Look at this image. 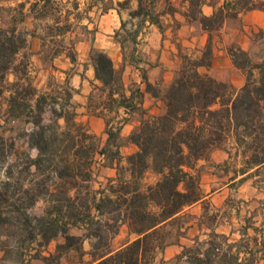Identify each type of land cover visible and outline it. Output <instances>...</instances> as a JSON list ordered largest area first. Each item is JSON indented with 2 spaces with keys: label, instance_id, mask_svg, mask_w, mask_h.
<instances>
[{
  "label": "trees",
  "instance_id": "16d2710c",
  "mask_svg": "<svg viewBox=\"0 0 264 264\" xmlns=\"http://www.w3.org/2000/svg\"><path fill=\"white\" fill-rule=\"evenodd\" d=\"M50 1L33 0L31 9L45 8ZM181 1L187 4L186 19L197 20L207 31L220 28L227 16H235L246 8L264 11V2L248 6L251 0H230L205 15L201 6L206 0ZM128 2H117V6ZM155 3L156 0H138L137 8L129 12L131 18H142L136 24L134 37L144 19L160 28L159 14L153 10ZM20 5L24 6V2ZM17 23L0 26V95L5 90L3 87H8L9 92L5 119H22L32 124V128L23 133L28 146L37 149L36 157L29 159L28 164L38 169L45 163L50 169L49 176L60 179L55 191L61 192L62 197L56 196L48 210L54 216L39 217L36 221L38 234L46 241L57 235L63 237V242H58L52 252L40 254L37 250L34 256L30 254L20 259L21 264H29L32 257L39 258L41 264H60L63 254L71 249L80 250L84 239L90 240L87 264H152L166 245L174 243L166 240L170 227L177 224L186 208L205 200L200 171L196 169L198 160L207 158L215 148H224L231 138L242 165L230 180L241 175L237 180L240 183L264 171V62L253 61L239 46L229 47L232 64L245 74L243 85L235 89L199 70L210 67L212 62L211 41L208 40L200 56H183L169 84L160 87L145 80V90L160 99L165 109L159 114L142 116L128 136L137 150L125 157L127 165L121 166L105 186L92 188L95 156L113 158L118 155L120 128L127 121L128 113L137 108L135 97H140L141 92L137 88L126 95L121 71L114 67L111 57L91 48L89 60L100 84L95 86L97 96L94 91L89 94L87 109L104 119L107 134L106 143L98 146L93 141L94 136L87 134L76 121L79 104L72 101L70 88L60 96H49L24 81L26 70L23 76L14 71L15 78L4 84L8 86L1 84L5 83L9 70L21 64L16 62V55L26 46L27 32L19 29ZM124 27L125 21H121L120 29ZM119 35L118 30L115 37L124 47ZM129 57L136 62L132 55ZM141 73L146 79L144 71ZM46 107L51 112L50 122L43 120ZM60 118L64 126L59 124ZM4 152L0 143V163L6 156ZM6 173L8 176L0 187L3 190L0 192V226L11 219L28 222L26 211L30 206L27 204H33L36 196L28 190L24 197L8 194L19 180L13 177L12 164ZM147 174L154 180L143 182ZM56 192H51L52 196ZM253 216L251 213L240 225V237L230 241L228 234L210 225L216 221L217 214L209 215L205 220L209 228L206 237H196L192 245L182 246L176 258L183 259L185 264H264V225H255ZM122 224L127 226L133 239L123 246L113 247L111 239ZM71 227L85 232L74 235ZM182 234L179 228L177 237ZM1 248L0 257H3L5 248Z\"/></svg>",
  "mask_w": 264,
  "mask_h": 264
},
{
  "label": "rangeland",
  "instance_id": "374dc122",
  "mask_svg": "<svg viewBox=\"0 0 264 264\" xmlns=\"http://www.w3.org/2000/svg\"><path fill=\"white\" fill-rule=\"evenodd\" d=\"M206 1L209 4L215 5V9H217L222 6L223 2L230 0ZM21 2H24V6L20 5ZM28 2V0H0V26H7L18 21L17 27L27 32L26 46L16 55V62H21L22 65L13 66L6 75L5 83L1 84L8 86L4 84L11 82L15 78L14 71H16L18 76H23V71L26 70L25 82L31 83L38 90L48 93L49 96H60L66 92L67 88H70L68 86V79L73 73L86 74L90 61L82 60V55L76 54L75 43L84 38V36L93 35L95 30L94 25L88 28L87 25L82 23L86 13L81 0L74 2L51 0L45 8L37 10H32L31 2ZM262 2L264 0H251L248 6L251 4L260 5ZM78 3L80 4L79 6L77 5ZM126 7L127 4L119 6V9L122 10V16L125 18V27L124 29L118 28L120 32L118 37L124 40V52L127 56L132 55L136 61L135 63L141 66L140 73L142 71L145 72L146 65L143 62L148 57L146 41L142 39L143 35L139 38H136L138 34L135 37L133 36L136 25L134 26V21L126 19ZM156 7L158 9L162 8ZM240 7L238 6V8ZM29 8L35 13L34 21L32 27L25 29L20 26V23L29 15L27 12ZM164 8L168 11L176 10L184 16L187 4L180 0L176 6L167 5ZM259 15H264V11L257 8H246L235 16H227L220 28H215L211 31L202 29L197 20H187L185 16L184 22L176 19L167 21L159 18L160 30L169 36L176 50V58L168 54L165 65L166 70L172 71L174 77L175 71L179 69L182 63L183 56H200L208 40L211 41L212 48L216 47L228 52L229 47L239 46L248 52L253 61L264 62V27L258 24V22L264 24V18ZM21 17L23 19L20 21ZM182 23H185L187 26L180 31ZM141 29L140 27L139 30ZM33 33L40 37L42 44L38 60L34 59L32 53L28 50V37ZM70 56H74L73 59ZM71 61L73 62L72 65L69 64ZM203 68L206 67H200L199 70L205 72ZM118 70L123 74L121 68H118ZM217 71L219 74L231 76L235 79L237 76H241L242 80L245 81V74L240 70L235 71L233 66L230 70H227L220 62ZM38 75H40V79L43 81L41 87H38L34 83ZM229 84L235 89L239 88L232 83ZM155 85L160 87L165 86L161 81L155 83ZM95 86H92L91 92L94 91V94L97 96L98 91ZM3 89L5 90L0 95V138L2 139L0 143L5 148L4 153L6 156L1 158L2 161L0 163V187L8 176L6 173L8 166L12 164L13 177L18 178L19 182L15 187L14 185L10 187L8 194L14 193L16 198L24 197L26 196L25 190H28L29 194L36 196L31 205L27 204V200L25 201L27 206H30L26 211L29 218L28 222H24L22 219H11L8 223L0 226V256L3 254L1 247L5 248V255L0 257V264H21L20 259L24 260L23 258H28L30 254L34 256L33 254L37 250L40 254H47L54 250L58 242H63L61 235H57L49 241L42 238L38 234L39 227L36 221L39 217L49 218L54 216L48 210L53 204V199L56 196L62 197V193L55 191L56 182H60V179H54L49 176L48 172L50 169L45 163H42L38 169L34 165L28 164L29 159L35 158L37 155V149L29 147L26 135H23V133L28 132L32 128V124L23 122L22 119H5L7 116L5 112L6 100L9 92L7 90L8 87H3ZM122 112L120 111V114ZM88 113L92 114L89 110ZM43 120L44 122H50L51 120V112L48 107L44 111ZM76 121L83 126L87 134L94 136V143L101 146V137L91 133L88 125L83 121H78L77 119ZM59 124L64 126L63 119L61 122L59 121ZM215 149H221L227 153L229 151L228 158L223 162L215 163L209 154L207 158L200 159L196 163V169L200 171V183L205 200L186 208L185 214L177 224L170 227L166 240L174 243L166 245L152 264H185L184 260L177 259L176 255L180 252L182 246L192 245L196 237L199 239L206 237L209 228L205 220L211 214H217L216 221L210 224L212 228L218 232L228 234L230 241H235L240 237L238 229L243 224L244 219L248 218L251 213H254L252 220L255 222V225H264V203H259L260 200L264 201V181L262 180L264 179V171L260 176L250 177L240 183L237 180L241 176L231 181L230 177L236 175V170L242 165L241 157L235 154L232 139L229 138L226 141L224 148ZM94 160L95 172L99 155H96ZM122 167L125 166L122 165ZM120 169L118 167V170ZM153 180L154 177L147 174L143 182H151ZM106 182L98 184L94 177L90 182V186L97 189L105 186ZM2 191L0 189V192ZM51 192H56L55 196H52ZM77 201L80 203V198ZM203 215L205 219H202ZM179 228H181L183 234L178 238ZM119 230L111 239L113 247L126 241L125 231ZM70 232L74 235H83L85 230L71 227ZM248 232L249 234L253 233L252 229H249ZM85 240L90 244L89 239H84L80 250L71 249L64 253L62 257L68 263L87 264L89 260L85 254L89 251L84 250L83 242ZM175 240L178 241L176 242ZM24 254L25 257H23ZM30 259L29 264H41L39 258L32 257Z\"/></svg>",
  "mask_w": 264,
  "mask_h": 264
},
{
  "label": "crops",
  "instance_id": "0c3cea01",
  "mask_svg": "<svg viewBox=\"0 0 264 264\" xmlns=\"http://www.w3.org/2000/svg\"><path fill=\"white\" fill-rule=\"evenodd\" d=\"M26 1V0H23ZM33 0H29L28 3ZM67 1V0H63ZM77 1V0H68ZM81 4L84 5V11L86 16L83 19V24L87 25L88 28L94 25L93 35L89 34L84 36L75 43L76 54L82 55V60H89V53L92 47L99 49L109 55L113 61L114 67L116 69L121 68L123 70L122 81L125 89L126 95H130L134 89H139L141 92L140 97H135V102L137 108L129 112L127 121L121 126L119 131L120 144L117 147L118 155L113 158H107L104 156H99V161L96 163L94 177L98 184L107 181L110 178H114L117 175L118 167L122 165L126 166L125 157L137 150V146L128 140V136L131 131L139 124L142 116L146 114H159L165 109L164 103L155 97H153L149 92L145 90V80L155 84L159 81L162 84L167 85L171 82L173 78L172 71L166 70V59L168 54L176 58V50L174 49V43L170 40L169 36L163 33L158 25L150 22L148 19H144L142 22L141 30H139L136 38L142 37L146 41V48L148 52V57L144 61L145 66V76L146 79L142 78V73H140V65L133 63L130 57L124 52V47L115 37V32L121 25V21H124L122 16V10L117 6V2L123 0H81ZM180 0H156L153 7L154 12L159 14L160 19H165L167 21L178 20L184 22V16H182L178 11H168L164 8L167 5L176 6L177 2ZM42 2H40L41 4ZM109 3V4H108ZM224 2L221 4L223 5ZM80 5L79 3L77 4ZM138 6V0H129L127 7L125 8L126 19L134 21V26L141 21V17L131 18L129 12L135 10ZM158 7H162L158 9ZM215 5L205 3L202 5V13L205 15L211 14L215 10ZM29 13L28 16L20 23V26L29 29L32 27L34 21V12L31 9H27ZM249 16V15H248ZM247 16V17H248ZM264 18V15H259ZM261 27L264 24L258 22ZM185 23L180 26V31L186 27ZM181 33V32H180ZM124 46V45H123ZM42 48L40 37L33 33L28 37V50L32 53L34 59L38 60L40 55V50ZM212 62L209 68H203V71L208 72L211 76L218 80L224 82L232 83L236 87H241L244 83L241 76H237L235 79L231 76H226L224 74H219L217 69L220 64L224 65L227 70H230L233 66L235 71H238L236 67L232 64L230 55L224 49L212 48ZM76 55V56H77ZM125 55V57H124ZM70 65L73 62H69ZM88 69H86V74L81 75V73H73L68 79V86L73 91L72 101L79 104L77 111V120L83 121L88 125L89 131L101 137V146L106 143L107 134L105 132V121L102 117L88 113L87 100L88 96L92 90V86L99 85V81L94 77V70L91 63L88 64ZM142 70V69H141ZM35 85L41 87L43 81L38 75L34 81ZM61 122L62 119H59ZM115 148V147H113ZM210 158L213 162L219 163L223 162L228 158V153L221 149H213L210 152ZM241 175H238L234 180H236ZM195 205V204H193ZM191 205V206H193ZM189 206V207H191ZM188 207V208H189ZM120 230H124L126 233V241L122 242L116 247L123 246L133 239V236L129 234L127 226L122 224L119 227ZM119 230V231H120ZM84 250L87 252L90 250V244L87 240L83 242ZM90 260L88 253L85 254ZM60 264H75L68 263L64 257H61Z\"/></svg>",
  "mask_w": 264,
  "mask_h": 264
}]
</instances>
